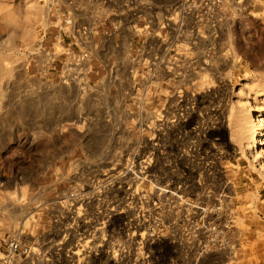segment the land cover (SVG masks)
I'll use <instances>...</instances> for the list:
<instances>
[{"label": "rangeland", "instance_id": "obj_1", "mask_svg": "<svg viewBox=\"0 0 264 264\" xmlns=\"http://www.w3.org/2000/svg\"><path fill=\"white\" fill-rule=\"evenodd\" d=\"M222 1L214 12L215 71H208L207 45L200 40V80L190 81L205 91L216 86V128L208 142L191 126L154 132L149 229L133 227L122 177L121 241L102 248L120 264H264V137L258 149L252 147L264 134V0ZM47 13L42 0H0L1 240L13 224L46 221L45 211L34 209L41 201L35 193L41 189L48 200L72 187L70 164L116 161L129 150L125 126L131 115L99 86L86 85L70 66L60 83H42L27 73ZM130 84L118 86L124 92ZM174 87L168 83L166 92ZM177 178L182 192L165 194ZM15 207L21 211L11 216ZM189 207L201 208V214L193 218ZM87 211L90 219L92 206ZM97 225L94 216L88 228ZM93 246L99 253L101 245L85 239L45 245L63 264H85V251Z\"/></svg>", "mask_w": 264, "mask_h": 264}, {"label": "built area", "instance_id": "obj_2", "mask_svg": "<svg viewBox=\"0 0 264 264\" xmlns=\"http://www.w3.org/2000/svg\"><path fill=\"white\" fill-rule=\"evenodd\" d=\"M42 2L46 3L48 13L39 35L49 18L62 7L65 24L85 40V45L95 23L101 19L108 20L118 30L125 27L141 39L127 69L131 84L126 96L131 109L126 111L131 118L125 126L129 140L123 146L129 150L116 161L85 159L70 164L67 177L73 186L60 190L48 200L41 197V189H37L35 194L41 201L34 209L45 211L46 221H29V227L22 221L11 225L7 238L0 239V264H63L45 245L83 239L86 244L101 245L99 253L94 254V246L86 249L85 264H104L99 259H106V264H120L118 257L109 256V251H102V248L121 241L122 177L127 178L125 185L131 196L133 227L149 229L152 227L153 146L157 144L154 132L181 131L191 126L203 132L199 140L208 142L207 135L216 128V86L205 91L206 88L197 89L190 81L200 80L197 79L199 69L195 54L200 40L207 45L208 71H215L216 67L210 65L217 42L218 22L214 12L225 3L222 0ZM187 48L190 55H187ZM168 83H175L171 94L165 89ZM122 163L125 167L120 169ZM90 206L91 218L96 216L97 227L88 228ZM79 211L81 216L75 215Z\"/></svg>", "mask_w": 264, "mask_h": 264}, {"label": "crops", "instance_id": "obj_3", "mask_svg": "<svg viewBox=\"0 0 264 264\" xmlns=\"http://www.w3.org/2000/svg\"><path fill=\"white\" fill-rule=\"evenodd\" d=\"M119 29L101 19L95 23L85 45V40L65 24L64 8L60 7L40 30L38 46L26 66L27 73L42 83H60L69 65L73 75L82 76L86 85L99 86L107 98L114 99L125 110L131 109L126 96L128 89L123 92L118 84H130L127 69L141 39L125 27ZM97 99L102 100L103 95Z\"/></svg>", "mask_w": 264, "mask_h": 264}, {"label": "bare ground", "instance_id": "obj_4", "mask_svg": "<svg viewBox=\"0 0 264 264\" xmlns=\"http://www.w3.org/2000/svg\"><path fill=\"white\" fill-rule=\"evenodd\" d=\"M60 132H63V130H61ZM261 137H264V134H257L255 140H254V144H253V149H258V146L260 145V142H261ZM180 178H177L178 182H172L169 183L170 187L168 188L167 191H165V194H176V193H181L182 192V188H176L174 183H181L182 182V179L179 180ZM178 189V190H177ZM188 211L191 212V215L193 216V218L199 216L201 214V211L202 209L199 208V207H193V208H188L187 209ZM21 211L18 207H15L14 210H13V213L11 214V216H14V215H17V213Z\"/></svg>", "mask_w": 264, "mask_h": 264}]
</instances>
